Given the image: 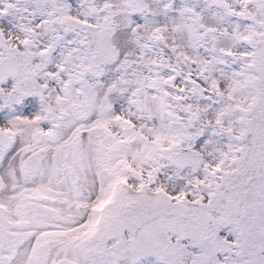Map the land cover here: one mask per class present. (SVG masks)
I'll return each mask as SVG.
<instances>
[{
  "label": "snow or ice",
  "instance_id": "6c2138e0",
  "mask_svg": "<svg viewBox=\"0 0 264 264\" xmlns=\"http://www.w3.org/2000/svg\"><path fill=\"white\" fill-rule=\"evenodd\" d=\"M0 264H264V0H0Z\"/></svg>",
  "mask_w": 264,
  "mask_h": 264
}]
</instances>
